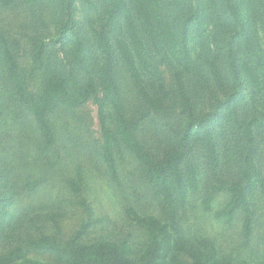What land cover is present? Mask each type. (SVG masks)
Instances as JSON below:
<instances>
[{
	"label": "rangeland",
	"instance_id": "374dc122",
	"mask_svg": "<svg viewBox=\"0 0 264 264\" xmlns=\"http://www.w3.org/2000/svg\"><path fill=\"white\" fill-rule=\"evenodd\" d=\"M161 1L176 32L188 37L193 64L185 78L186 90L195 119L206 117L217 131L222 167L211 173L205 165L203 148L184 140V128L190 116L175 89L172 72L165 66L161 67L167 94L164 110L159 114L151 111L147 118L138 119L139 129L135 134L130 135L124 129L123 137L128 143L137 138L152 156L162 157L168 150L180 149L186 152L188 160L199 164V188L185 202L175 205L156 195L125 141H121L120 147H113L117 162V175H113L105 160L106 137L100 106L93 96L79 105L49 114L56 144L51 149L40 150L41 136L35 119L18 103L15 80L0 63V254L44 235L67 240L83 223L90 222L85 242L127 238L132 248L130 257L139 264V253L146 247L148 235L146 228L135 220L137 212L165 219L174 216L178 228L194 247H202L205 239L211 240L237 263L264 264V194L258 190L250 194L249 216L254 224L249 239L245 237L247 231L242 221L246 217L244 210L240 219L231 223L217 216L231 199L230 187L240 181V170L248 153L264 175V129L260 132L254 129L250 139L242 131L246 119L256 117L264 122V58L259 63L253 55L255 52L264 55V0H235L241 14L239 23L211 10L210 0ZM68 3L91 48L83 64L75 60L71 40L63 44L55 41L56 22L51 7L31 6L22 0L8 8L0 7V26L8 38L17 42L18 80L31 93L44 90L58 74L85 78L86 71L91 70L95 76V70L103 62L93 39L94 29L103 23L101 16L89 13L81 0H68ZM37 39L45 43L42 63L33 57ZM229 46L237 54L240 69L243 60L251 55L248 60L261 86L257 91L252 80L242 75L245 101L239 110V131L230 124L221 104L225 89L213 84L206 66L208 58ZM219 62L224 66L223 55ZM123 86L125 109L119 113L113 103L105 105L106 121L112 127L123 116L137 119L144 108L137 98V88L127 79L123 80ZM254 91L257 95L253 99ZM99 92L102 95L101 88ZM22 153L31 163L39 153V163L26 168L20 158ZM49 162L56 163L49 166ZM69 179L79 183L76 189L66 184ZM27 257L53 261L52 254L31 249ZM180 258L181 264H191L189 254L182 253Z\"/></svg>",
	"mask_w": 264,
	"mask_h": 264
},
{
	"label": "trees",
	"instance_id": "16d2710c",
	"mask_svg": "<svg viewBox=\"0 0 264 264\" xmlns=\"http://www.w3.org/2000/svg\"><path fill=\"white\" fill-rule=\"evenodd\" d=\"M16 1L0 0V7H11ZM22 1L31 6L51 7L56 22L55 41L63 44L71 40L75 60L83 64L91 48L80 31L68 0ZM81 2L89 13L101 16L103 23L98 29H94L93 39L103 56V62L95 70V76L91 70L86 71V75L83 76L85 78L68 77L65 73L58 74L39 93L29 92L18 80L20 64L15 51L17 42L8 38L0 26V63L5 73L15 80L13 86L18 103L27 108L35 119L41 136L40 150L51 149L56 144V133L49 122V114L56 109L79 105L93 96L100 106L102 127L106 137L105 160L116 176L117 162L113 147H120L121 141H125L123 130L126 129L130 135H134L139 129L138 119L147 118L151 111L159 114L165 108L167 94L161 70V67L165 66L171 70L175 89L183 99L184 110L190 116L184 128L183 138L188 143L199 144L203 148L208 170L211 173L218 172L222 167V157L217 131L211 127L206 117L195 119L191 97L186 90L185 78L193 64L189 40L185 33L181 32L179 35L176 32L162 1L81 0ZM209 7L214 12H220L226 20L240 22L241 14L235 0H210ZM195 16L196 14L193 15ZM44 54L45 43L37 39L34 43L33 57L42 63ZM222 55L224 66L219 62ZM253 55L262 63L264 55L261 56L257 52ZM247 58L251 59V55ZM248 59L243 60L240 69L237 54L229 46L224 52L222 49L220 52L217 51L206 62L213 84L226 91L221 104L228 121L238 131L241 129L239 110L245 101L242 75L252 80L257 91L261 89L256 70ZM124 79L137 88V98L144 108H141L137 119L131 115L123 116V120L118 119L116 126L112 127L106 121L105 105L108 102L113 103L119 113L125 109ZM99 88L102 89V95ZM257 91L253 93V99ZM254 129L262 131L264 122L256 117L243 121L242 131L246 139L253 136ZM125 143L129 152L140 163L143 178L145 177L144 179L153 187L156 195L167 203L174 205L176 202L183 203L199 188L200 166L188 160L184 150H168L162 157H155L137 138ZM20 158L22 164L28 168L39 163L40 154L33 156V163L29 162L31 160L24 153ZM55 163L48 164L53 166ZM50 171L48 169V173ZM66 182L73 189L79 185L72 179ZM255 190L264 194V175L255 167L254 158L248 153L245 165L240 170V181L230 187L231 199L217 213L218 217L231 223L240 219V213L244 210L246 217L244 216L242 221L247 231L245 236L247 239L251 236L254 224L252 216L249 215L250 194ZM208 201L205 200L206 205ZM134 216L138 224L146 228L148 235L146 247L139 253V264H181L182 253L189 254L191 264H240L230 255L223 253L214 241L205 239L202 247L189 244L187 236L178 228L174 216L165 219L154 214L137 212ZM89 226L90 222L83 223L67 240H61L53 235L30 239L26 244L0 254V264H135L130 257L132 248L127 238L118 241L101 239L85 242L84 236ZM29 249L52 254L53 261L28 258Z\"/></svg>",
	"mask_w": 264,
	"mask_h": 264
}]
</instances>
